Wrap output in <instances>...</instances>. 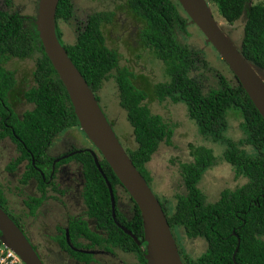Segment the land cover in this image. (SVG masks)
Wrapping results in <instances>:
<instances>
[{"label": "trees", "instance_id": "16d2710c", "mask_svg": "<svg viewBox=\"0 0 264 264\" xmlns=\"http://www.w3.org/2000/svg\"><path fill=\"white\" fill-rule=\"evenodd\" d=\"M207 1L214 4L218 14L230 25L245 19L240 39L242 53L247 60L264 69V4H252V0ZM177 3L173 0L129 2L134 17L144 22L143 44L162 63L165 81L156 83L142 70L136 71L131 65L123 64L121 55L108 44L110 36L104 28L108 23H115L116 10L90 15L84 28L78 30L75 40L64 43L59 22H69L75 7L71 0H60L56 13L57 37L95 93L110 78L115 80L119 105L126 112V119L132 129L129 136H132V147L126 144V151L149 186L153 177L148 164L161 145L171 143L176 127L165 122L161 115L152 113L150 103L153 101L162 103L170 100L174 104H185L187 114L196 124L200 135L206 140L226 145L221 159L232 167L238 178L246 179L238 187L223 189L215 202H208L199 183L204 173L217 163L216 156L211 148L190 145L192 160L180 165L183 191L174 192L170 199L161 194L156 195L172 232L182 229L187 238L202 239L207 244L203 252L194 256L180 249L183 263L264 264V119L238 81L232 85L219 75L217 89L204 92L195 77L204 61L188 45L178 42L176 30L185 33L187 23L178 11L181 5ZM32 30L23 27V19L18 14L11 15L0 10V62L5 63L14 58L35 60L32 72L34 84L25 93L26 100L34 108L27 111L22 120L15 114L9 116L2 106L6 104L8 92L16 80L14 72L6 71L0 65V112L4 118H9L5 123H0V139L6 135L13 138L17 136L23 152L22 159H30L29 153H32L37 161H41L48 158L45 150L58 133L65 129H80V126L65 86L45 54L36 28ZM39 44L41 55L34 58ZM199 63H202L201 66ZM233 114L240 120V127L246 136L238 142L225 136ZM241 144L252 146L255 155H248ZM76 158L83 165L87 183L84 196L89 217L97 220V228L105 232V237L91 232L86 223L79 226L73 222L69 236L72 238V234L79 230L94 244H110L125 252H134L139 264H147L133 239L114 223L108 186L93 156L84 152ZM99 162L114 191L116 185H121L118 178L104 159ZM33 174H36L33 170L27 173L24 181ZM41 201L36 200L29 205L31 215L36 214ZM0 206L20 227L8 210L1 186ZM134 210L131 225L125 224L117 211L116 217L140 239L143 236V224L136 204ZM238 239L240 244L234 261ZM80 254L78 252L75 255L88 259Z\"/></svg>", "mask_w": 264, "mask_h": 264}, {"label": "flooded vegetation", "instance_id": "af4514ba", "mask_svg": "<svg viewBox=\"0 0 264 264\" xmlns=\"http://www.w3.org/2000/svg\"><path fill=\"white\" fill-rule=\"evenodd\" d=\"M18 1L0 0V3L6 7V9L0 8V10L7 11L11 15L18 14L23 19V27L34 30L36 28L34 21L37 0H24V5H18ZM88 1L90 5L85 7L84 20H80L81 15L79 14L80 17L78 18L75 12L72 16L76 22L77 30L84 28L90 15L100 12L110 13L116 10L115 23H108L109 25L104 28L110 36L108 37V44L121 55L122 63L131 65L134 70L133 65L137 64L144 74L150 76L147 68L143 65L140 66V63L148 57L152 59L153 52L143 44L144 22L142 23V20L134 17L129 6L130 0H108V8L95 6V2L98 3L101 0ZM71 2L76 11V1L71 0ZM91 3H95V5H91ZM178 11L185 17L187 25L195 26L190 23V19L182 7H178ZM67 22L62 20V23L66 24ZM241 23H245L244 18L240 19L235 27L241 26ZM182 33L184 32L176 30L178 42H180L179 34ZM30 61H34V59H30ZM21 62H25V60L14 58L5 63L0 62L6 71L14 72L16 80L14 87L8 92L6 104L2 106L7 110L9 116L15 114L20 120L23 119V115L27 111L34 108V105L25 98V93L34 84L32 80L34 69L26 71L25 68L20 67ZM150 78L153 79L152 76ZM100 99L102 106V98ZM108 118L115 127L117 118L111 116ZM8 119V117L4 118L0 112V123H5ZM6 126H8L7 123ZM75 132L79 134H70ZM81 132L80 129L74 128L65 129L58 133L45 150L48 158L41 161H37L32 153H29L30 159H22L23 152L20 149L17 136L13 138L6 135L0 139V174L2 178L8 175L11 179L7 186L0 182L7 200L8 210L15 216L20 228L34 245L45 264H139L134 252H125L110 244H94L79 230L72 234V238L71 235L69 236L70 239L67 237V230L70 231L72 222L79 226L86 223L91 232L105 237V232L97 228V220L89 217V209L84 196L87 183L83 165L76 158L77 155L88 152L89 149L93 150L97 156L99 152H96L95 147L87 138L84 139L85 135ZM80 134L84 136L81 137ZM32 170L36 174L30 175L24 181L27 173H31ZM42 185L45 187L42 188ZM113 192L116 200L115 212L117 211L123 217L125 224L131 225L135 216L134 201L122 185H116ZM36 200L42 201L36 214L31 215L29 205ZM116 220L120 223L117 217ZM113 221L116 224L114 218ZM138 240L140 244L133 241L145 255L147 246L144 235ZM78 252L88 259L75 255Z\"/></svg>", "mask_w": 264, "mask_h": 264}, {"label": "water", "instance_id": "95a60500", "mask_svg": "<svg viewBox=\"0 0 264 264\" xmlns=\"http://www.w3.org/2000/svg\"><path fill=\"white\" fill-rule=\"evenodd\" d=\"M60 0H37L35 27L44 52L49 58L68 93L80 130L101 154L120 184L125 188L141 213L143 235L146 243L145 259L147 264H184L176 239L167 217L153 189L136 166L126 148L114 131L100 107L96 93L87 84L80 71L68 56L64 45L56 33V13ZM205 37L232 74L241 84L255 108L264 119V80L259 75L261 69L247 60L240 46L225 32L216 20L207 0H176ZM94 158L95 165L102 174L109 190L112 216L117 226L137 244L138 238L116 220V200L113 188L100 167L97 154L87 150ZM67 237L69 232L67 230ZM0 242L15 252L24 264H45L34 245L9 214L0 206ZM233 254L235 261L239 248Z\"/></svg>", "mask_w": 264, "mask_h": 264}, {"label": "rangeland", "instance_id": "374dc122", "mask_svg": "<svg viewBox=\"0 0 264 264\" xmlns=\"http://www.w3.org/2000/svg\"><path fill=\"white\" fill-rule=\"evenodd\" d=\"M75 1L77 6L75 13L76 15H78V18L81 15L80 20H84V13H86L85 7L90 5L89 1ZM95 3H91V5H98V7L100 6L101 8L109 7L108 0H101L98 1V3ZM251 3L264 4V0H252ZM19 4L24 5V0H19L18 5ZM210 6L212 7V11L216 20L224 27L225 32H227V34L232 38L235 44L240 46V39L242 37L244 23H241V26L238 27H235L237 23L230 25L226 23L218 14V11L213 3H210ZM0 8L6 9V7L1 3ZM77 9L80 11H78ZM24 14L26 13L24 12ZM60 25H62L61 30L63 33V42L72 43L75 40L76 35L78 34L75 20L71 19V21L67 22L66 24L60 23ZM179 40L180 42L188 45L191 51H193V53H196L198 55L197 57L204 61V64L199 63V66H201V64L202 66L195 73V77L200 82L204 92H209L212 89H217L219 75L224 76L232 85H235L237 83L236 78L234 77L228 66L219 57L215 49L211 45L206 43L203 34L196 26H190V24H188L186 32L179 34ZM39 47L40 44L38 45V49H35V54H33L34 58H37V56L41 55V53L39 52ZM141 65L147 68L148 74L150 75V77H153L152 80L156 83L166 80L164 67L162 63L159 62V60L155 59L154 57L152 59L148 57L140 63V66ZM133 66L136 71L140 70L137 64H134ZM20 67L25 68L26 71H32L35 67V60L30 61V59H27L25 60V62L20 63ZM260 71L261 70H259V75L264 80V70L262 72ZM96 94H98L100 98H102V106L100 101H98L104 113H106L108 116H111L112 118H117L114 131L119 137L123 146L125 148L126 146L132 147V136L129 137L130 133L132 134V129L126 119V112L121 109L119 105L120 100L115 80L113 78H110L105 82L103 88L99 92H96ZM150 109L152 113L161 115L165 122L176 125L171 143H164L163 145H161L158 152L153 156L152 160L148 164V168L153 177L151 188L156 195L159 196V194H161L164 197L170 199L173 198L172 194L174 192L183 191L180 165L192 160L190 155V145H201L211 148L214 155L216 156L217 163H215L208 171L204 173L199 183V187L206 194L208 202H215L219 198L220 193L223 189H233L242 185L246 181V179L238 178L232 167L223 159H221L226 145L214 143L212 141L206 140L205 137L201 136L196 124L189 118L187 114V108L184 104H174L170 100L163 101L162 103L159 101H153L152 103H150ZM70 134L77 135L79 133L75 132ZM225 136L235 142H238L240 139H244L246 137L244 131L240 127V120L238 119L236 114H233L230 117L229 127L225 132ZM84 139H86L85 136ZM241 148L248 155H255V150L252 146L241 144ZM98 157L99 159H102V156L99 153ZM173 235L176 239L177 245L179 246V251L180 249L184 250L190 256L200 254L207 247L206 242L202 239L187 238L182 229H174Z\"/></svg>", "mask_w": 264, "mask_h": 264}, {"label": "built area", "instance_id": "2783aa9c", "mask_svg": "<svg viewBox=\"0 0 264 264\" xmlns=\"http://www.w3.org/2000/svg\"><path fill=\"white\" fill-rule=\"evenodd\" d=\"M0 264H24L21 258L0 242Z\"/></svg>", "mask_w": 264, "mask_h": 264}, {"label": "crops", "instance_id": "0c3cea01", "mask_svg": "<svg viewBox=\"0 0 264 264\" xmlns=\"http://www.w3.org/2000/svg\"><path fill=\"white\" fill-rule=\"evenodd\" d=\"M168 101V100H167ZM178 104V103H177ZM181 104H183V103H181ZM185 105V104H184ZM10 177L8 176V175H5L4 176V178H2L1 177V174H0V182H2V184L3 185H5V186H7V185H9V183H10ZM2 184H1V186H2Z\"/></svg>", "mask_w": 264, "mask_h": 264}, {"label": "clouds", "instance_id": "9594fccd", "mask_svg": "<svg viewBox=\"0 0 264 264\" xmlns=\"http://www.w3.org/2000/svg\"><path fill=\"white\" fill-rule=\"evenodd\" d=\"M2 243V242H1Z\"/></svg>", "mask_w": 264, "mask_h": 264}]
</instances>
